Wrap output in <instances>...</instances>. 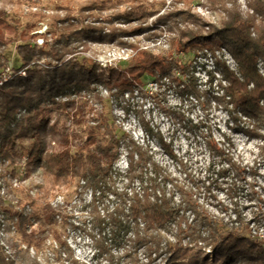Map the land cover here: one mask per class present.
<instances>
[{
	"label": "clouds",
	"instance_id": "clouds-1",
	"mask_svg": "<svg viewBox=\"0 0 264 264\" xmlns=\"http://www.w3.org/2000/svg\"><path fill=\"white\" fill-rule=\"evenodd\" d=\"M150 25L142 34H124ZM89 28L96 31H84ZM210 33L222 42L239 38L238 55L250 57L258 78H264V51L243 46L264 34V0H0V54L15 60L20 45L35 37L31 43L54 49L61 65L79 61L93 67L73 80L80 96L62 98L87 101L82 127L63 117L60 124L81 134L95 127L97 145H111L106 152L101 148L99 157L73 153L56 160L60 137L42 131L43 163L29 167L26 156L0 161V264H169L170 257L171 264H187L169 249L212 251L211 230L192 225L194 212L222 222L238 237L225 253L232 264H264V252L253 255L264 249V98L257 97L247 114L238 109L225 95L229 84L211 59L198 61L208 65L207 72L181 75L197 53L212 56L197 47L203 43L197 38ZM215 56L244 82L232 55L222 48ZM49 63L56 61L33 60L40 68ZM144 63L157 82L137 90V73L145 69L134 66ZM208 72L217 76L215 84ZM188 78L197 83L185 92L189 86L180 81ZM116 80L128 81L129 87L121 90ZM245 87L253 92L256 83ZM57 163L64 164L59 172ZM84 169L89 174L82 178L71 175ZM244 169L260 175H244ZM225 171L227 181L216 185ZM146 194L154 203L160 197L181 210V220L163 229L149 227L142 216L131 223L132 205ZM121 213L129 215L130 230L114 234L111 226L100 227V221L110 225L114 217L124 219Z\"/></svg>",
	"mask_w": 264,
	"mask_h": 264
},
{
	"label": "trees",
	"instance_id": "trees-1",
	"mask_svg": "<svg viewBox=\"0 0 264 264\" xmlns=\"http://www.w3.org/2000/svg\"><path fill=\"white\" fill-rule=\"evenodd\" d=\"M124 15L129 17L133 16L132 13H125ZM119 18V16L116 17V19ZM93 30L96 29H84V31ZM197 39L203 41V43L198 44L197 47L200 49L207 48L209 52H212V55H215L216 51H220L223 48L233 56V59L236 61L237 71H240L241 75L245 77L243 83L236 77V73L224 61L219 59L215 61L222 78L229 84V89L225 91V95L232 97L230 102L234 103L238 109H244L245 114H247V111L251 110L252 104L257 97L264 98V78H258L250 57L241 58V56L238 55L241 45L239 38L234 37L231 40L222 42L215 40L213 34H209L207 37H198ZM249 44L257 50L264 51V34H261L257 41L244 43L243 46L248 47ZM185 47L186 45L181 44V51H183ZM17 51L21 62L20 69H26V76L22 77L16 74L8 81H4L1 77L3 72L1 70L7 68L8 59L4 54H0V80L3 81V84L0 85V161L5 157L9 159L13 157L17 159L21 158L22 155L16 152L17 147L22 141L31 140L32 143L26 153L29 167H31L32 163H43L44 161L42 158L46 146L41 147L40 141L38 140L40 132L42 131L54 132L56 136L60 137L58 155L54 158L56 160L62 161L64 157L72 156L73 153H75L76 156L82 157L86 154L89 158H95L103 154L101 148L105 152L108 151L111 145L108 143L97 145L96 137L93 136V133H91V136L87 140H84V142L81 141L77 150L73 149V147H71V132L67 124H51L50 120L45 118L44 110L41 108L43 105L49 104L54 108L62 109L68 113V120L70 119V114L73 113L77 115L81 113L83 107H78L76 110L74 101L70 100L63 103L59 100V96L65 95L72 90H79V84H73V80L80 72L87 71L91 73L93 67H89L79 61H69L61 65L59 54L54 49H49L47 46L44 48H37L30 41L20 45ZM203 55H206V53ZM42 56L54 59L56 63H49L45 68L33 65V60ZM150 66L151 65L147 63L134 66L145 69V71L137 73L139 80L144 76L156 77L154 73L147 71ZM261 66L264 67V65ZM193 67V63L192 65L185 64L181 71V75L186 76ZM18 70H16V72ZM208 74L209 83L215 84L214 81L216 78L213 72H209ZM249 81L256 83V88L253 92H248L246 90L245 85ZM180 83L188 85L189 87H185L184 91L189 92L192 91L193 86L197 82L194 78H188L186 82L181 80ZM115 85L121 90H125L129 87L128 81L125 80H116ZM220 88L222 91L225 90L223 85H220ZM213 91L214 90L210 89L206 95L212 96ZM214 98L217 99L218 102L221 99L217 97ZM77 122L82 123L83 117ZM206 127H208V125ZM196 128L199 129L200 127L196 126ZM120 138L122 139L123 137ZM111 139L115 141V134H112ZM161 142L164 143L162 137ZM54 167L57 172H59L63 169L64 164L57 163ZM227 173H229V171L223 172V175ZM246 173L244 169L243 174L246 175ZM88 174L89 170L87 169H84L82 172L73 171L71 173L74 179L77 176H81L82 178L84 175ZM96 175L99 176L101 174L97 173ZM59 179L60 176L58 175L57 180ZM189 210H191V208H189ZM130 214L132 217L131 223L138 224L139 217L142 216L143 219L148 222L149 227L155 226L161 229L177 223L182 217L181 210L171 208L166 200L157 197L154 203L148 199L147 194L143 201L138 200L137 203L132 205ZM11 215L19 216L20 213H12ZM120 215L124 216V219L114 217L110 225L107 221H100V227L107 228L111 226L114 230V234L121 232L125 228H129L130 230V224H125V220L129 219V215L126 213H121ZM193 215L196 216V219L192 222V225L198 224L199 231L205 229L211 230L209 239L211 240L212 252L207 254L204 252L203 248L195 250L192 248L169 249V251L172 252V257L181 255L182 258H186L187 264H232L231 258L226 256L225 253L230 251L238 237H236L234 233L227 231L226 225L222 222L213 220L209 215L195 212ZM192 225H189L186 229L189 234L194 232ZM184 238L188 239V235H185ZM260 252H264V249L258 250L256 253H253V255H259ZM169 264H171V257L169 259Z\"/></svg>",
	"mask_w": 264,
	"mask_h": 264
},
{
	"label": "rangeland",
	"instance_id": "rangeland-1",
	"mask_svg": "<svg viewBox=\"0 0 264 264\" xmlns=\"http://www.w3.org/2000/svg\"><path fill=\"white\" fill-rule=\"evenodd\" d=\"M116 18V17H115ZM159 23V22H158ZM152 27V25L148 26L147 28L146 27H139V28H136L133 29L135 31L132 30V32L130 33H125V35H130V36H135V35H139V34H142L144 32H147L149 31ZM93 31H96V30H93ZM211 34V33H210ZM32 39H35V37H32V38H29V41L31 42ZM226 50V49H225ZM227 51V50H226ZM228 52V51H227ZM229 53V52H228ZM230 54V53H229ZM4 56L8 59V65H7V68L5 70H1L3 72H7L8 70V66L9 64L11 63V76H14L16 74H19V72L23 69H20L21 67V62H20V57L17 55V57L15 58V60L12 59L11 57V54L8 53V54H4ZM213 60L215 61L216 59H219V60H222L224 61L226 64H227V61L223 60L222 58H218L216 57L215 55H212L211 57L208 56V54L206 53V55H200L199 53H197L192 61L193 63V68H191V71L194 72V71H199V70H203V71H208V65L207 64H200L198 63V61L200 60ZM84 64V63H83ZM228 65V64H227ZM89 67H92L91 65H87ZM57 67V66H56ZM263 67V66H261ZM19 69V70H18ZM16 70H18L16 72ZM215 71L218 72L220 74V77H222L221 73H220V70L217 68V64H216V61H215ZM2 72V73H3ZM209 73V72H208ZM26 76V75H25ZM25 76H22V77H25ZM209 76V74H208ZM215 78L217 80V76L215 75ZM216 80L214 82H216ZM148 81H151L152 83H156L157 82V77H154V76H144L143 78H141V80L138 79L137 81V84L135 85V88L137 90H140L141 86L148 82ZM186 82V80H184ZM72 97V96H80V89L79 90H72L71 92H67V94L65 95H61L59 96V100H61L63 103L65 102H68L70 100L74 101L75 102V105H76V110L78 109V107H83V111L81 113H78L77 115H74L73 113L70 114V119L68 120V113L65 112L64 110L62 109H57V108H54L52 107L51 105L49 104H46V105H43L41 108L44 110V116L47 120H50L51 124H52V118L54 115H56L58 118H57V121L55 124H60V119L59 117H63L64 120L66 121H71L73 123H75L77 125V128H81L82 127V123L80 122H77L80 118L83 117V121L85 120L86 116H87V101L86 100H77V99H71L69 98L67 101H64L62 98L63 97ZM214 98V97H213ZM215 99V98H214ZM75 119V121H74ZM103 119L107 120L108 118L107 117H103ZM114 119V118H113ZM97 123V118L96 117H93L92 118V124L95 125ZM191 123V122H190ZM200 127V125H197ZM207 125H203V127H206ZM185 130L186 131H191V129H189L187 126H185ZM199 130V129H197ZM234 132L235 131H238V129H232ZM98 131L97 128L95 127H90V128H86V129H83V134H81V131H75V132H72V130L70 129V132H71V147H73V149L77 150L78 145L81 143V141L84 142V140H87L90 136H91V133H93V136L95 137V133ZM253 136H255V134H252ZM87 137V138H85ZM25 141H29V140H25ZM31 141V140H30ZM31 144H24L23 141L19 144V146L17 147V154H20L22 155V157H25L26 156V153L28 151V148L30 147ZM264 166V165H262ZM246 170V175H252V176H259L260 173L258 171H256L255 169L249 173ZM15 171V169L13 170ZM230 173H227L225 175L222 174H219L218 175V178L217 180L215 181V184L218 185L219 184V181L220 180H225L227 181V178L229 176ZM27 177V172L25 173V178ZM202 183V182H201ZM217 190L219 191H225V189H220L218 188ZM229 191H234V190H229ZM261 191H264V189H261ZM251 196H253V198H255V194H249ZM214 199V197H213ZM262 203H264V201H262ZM216 207L219 209V205H216ZM247 210V209H245ZM212 252V251H211ZM207 254H210V253H207Z\"/></svg>",
	"mask_w": 264,
	"mask_h": 264
},
{
	"label": "built area",
	"instance_id": "built-area-1",
	"mask_svg": "<svg viewBox=\"0 0 264 264\" xmlns=\"http://www.w3.org/2000/svg\"><path fill=\"white\" fill-rule=\"evenodd\" d=\"M18 75L25 76L26 75V69L21 70ZM1 77L4 79V81H8L12 77L11 72L7 70V72L2 73ZM5 77H7V78H5ZM2 84H3V81L0 80V85H2Z\"/></svg>",
	"mask_w": 264,
	"mask_h": 264
}]
</instances>
